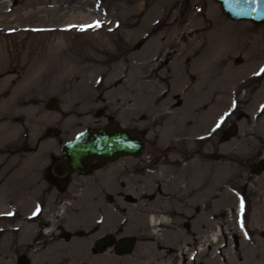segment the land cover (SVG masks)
<instances>
[{
  "label": "rangeland",
  "instance_id": "rangeland-1",
  "mask_svg": "<svg viewBox=\"0 0 264 264\" xmlns=\"http://www.w3.org/2000/svg\"><path fill=\"white\" fill-rule=\"evenodd\" d=\"M262 68L264 25L212 0H0V264H41L34 234L44 254L103 218L90 252L121 264L160 244L162 264H264ZM110 120L144 155L59 184L62 145ZM109 236L132 252L98 250Z\"/></svg>",
  "mask_w": 264,
  "mask_h": 264
},
{
  "label": "water",
  "instance_id": "water-1",
  "mask_svg": "<svg viewBox=\"0 0 264 264\" xmlns=\"http://www.w3.org/2000/svg\"><path fill=\"white\" fill-rule=\"evenodd\" d=\"M219 4L222 12L233 21H248L258 26L264 25V0H212ZM147 148L146 139L137 131L122 127L110 120L101 128H90L65 142L61 147V159L53 166L54 173L65 177L69 172L87 176L94 162L113 163L119 158L142 157ZM264 161L258 168H263ZM256 172H259L256 170ZM117 255L132 252L135 239L123 238L116 241L109 236L96 243L98 250L113 244Z\"/></svg>",
  "mask_w": 264,
  "mask_h": 264
},
{
  "label": "bare ground",
  "instance_id": "bare-ground-1",
  "mask_svg": "<svg viewBox=\"0 0 264 264\" xmlns=\"http://www.w3.org/2000/svg\"><path fill=\"white\" fill-rule=\"evenodd\" d=\"M216 18L218 19V21L216 19V23H217V22H219L220 17H216ZM184 74H186V73L184 72L181 74V77L179 78V80L186 83V79L183 76ZM234 74H232V76L229 77L231 80H235ZM188 84L189 85H188L187 89H191L192 84L191 85H190V83H188ZM217 94H219V93L216 92L214 96H216ZM201 139H203V138H201ZM202 141L204 142L207 140L205 138V140H202ZM194 163H195V161L189 162L186 165L187 168H190ZM165 175H168L166 177V179H165ZM183 178H182L181 173L178 175L171 176V175H169L168 171H166V172L164 171V173L162 174V177H161V181L164 182L165 188H170V187H177L178 183ZM153 180H154V178H153ZM160 190L161 189H159V191ZM118 207L120 209H128L129 208L128 206L127 207L118 206ZM105 211H107V210L105 209ZM33 219H34V216L30 218V221L33 222L34 221ZM106 221L107 220L105 218H103L102 221H100L98 223H94L91 226V228H89V231H84V229H79L78 228L80 226V224H79L78 226L75 227L74 230L67 231L66 234H64L65 237L63 238V240L58 241V242H56V240H55L54 243L50 244V248H48V250L44 254L40 253L42 250L41 248H38V247H40V245L34 243L35 240L37 239V235H38L37 233L32 236L28 246L30 248H33V247L36 248L35 253L41 258V260H40L41 264H50V263H55V264L56 263L57 264H121L122 262H117L112 257V255H110V254H106L103 256H94L93 253L90 252V243H91V241H93L94 232L98 229L99 226H103V225L107 224ZM161 223L162 222H159V223L156 222L153 225L155 227ZM87 227H90V225ZM20 228L23 229V225H21ZM46 232L48 235L49 234H55V233H53L54 232L53 230L46 231ZM47 234H46V236H47ZM59 235L62 238V234H59ZM156 235L153 234L152 237L154 238ZM113 238H114V236H113ZM159 239L160 238L158 237L157 240H158V243L160 244ZM110 247L112 248L113 246H110ZM161 247L162 246L160 244V245H158L157 248H153L152 252L150 254H147L144 257L145 262L143 264H162L159 262L158 258H152V255L155 254L156 251L158 250V248H161ZM114 249L116 251L115 246H114ZM121 256H124V255H121ZM31 257L34 258V260H35V256L33 254H31ZM184 258H186V256H184ZM177 259H178L177 257H173L172 260L166 264H177V261H178ZM36 263H38V262H36Z\"/></svg>",
  "mask_w": 264,
  "mask_h": 264
},
{
  "label": "flooded vegetation",
  "instance_id": "flooded-vegetation-1",
  "mask_svg": "<svg viewBox=\"0 0 264 264\" xmlns=\"http://www.w3.org/2000/svg\"><path fill=\"white\" fill-rule=\"evenodd\" d=\"M264 111H263V109L262 110H259V113H258V116H257V121L260 123V121H263L264 122V118H263V115H264V113H263ZM258 125V124H257ZM232 130L233 129H231L230 131L232 132ZM230 131H228L227 132V134H226V136H227V138L229 137V134H231L230 133ZM232 135V134H231ZM96 163H100V162H95L94 163V165L96 164ZM52 172H53V175L55 176V178L57 179V181L59 182V184H62V183H65V177L69 174H67L65 177H58L55 173H54V171L52 170Z\"/></svg>",
  "mask_w": 264,
  "mask_h": 264
},
{
  "label": "snow or ice",
  "instance_id": "snow-or-ice-1",
  "mask_svg": "<svg viewBox=\"0 0 264 264\" xmlns=\"http://www.w3.org/2000/svg\"><path fill=\"white\" fill-rule=\"evenodd\" d=\"M238 2H240V0H238ZM99 26H100V24H99V22H97L96 24H94V25H89V26H87V27H99ZM261 71L264 72V68H262ZM217 127H219V124L217 125ZM241 209H243V202H241ZM37 212H39V208H37ZM35 214H36V213H34V215H35Z\"/></svg>",
  "mask_w": 264,
  "mask_h": 264
}]
</instances>
